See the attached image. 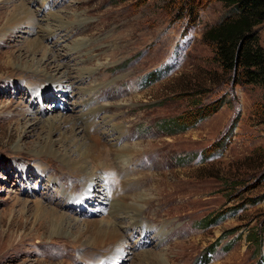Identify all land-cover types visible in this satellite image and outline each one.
<instances>
[{"label": "rangeland", "instance_id": "obj_1", "mask_svg": "<svg viewBox=\"0 0 264 264\" xmlns=\"http://www.w3.org/2000/svg\"><path fill=\"white\" fill-rule=\"evenodd\" d=\"M55 1L0 0V251L22 242L16 254H0V264L96 262L88 253L97 249L81 256L85 238L78 237L87 223L107 226L110 206L100 210L78 200L83 182L73 176L80 172L37 151L49 123L60 118L82 131L61 129L53 141L74 137L94 149L100 145L108 167L119 148L129 147L123 152L129 165H114L112 172L95 168L105 173L102 183L116 188L110 203H131L130 187L151 203L137 219L138 230L129 221L119 230L129 246L125 258L105 250L96 264H141L147 252L154 254L146 264H264V88L234 86L227 78L204 85L213 72L222 73L203 35L229 14L225 1L203 0L196 22L166 0ZM23 2L36 12V25L15 34L2 30ZM54 17L66 22L65 29L42 43L51 65L77 80L62 97L50 79L32 74L42 54L29 52ZM30 66L31 72L20 69ZM152 75L155 82L146 79ZM220 99L222 107L193 127L195 121L171 134L163 125L188 117L195 103ZM134 147L138 156L130 152ZM70 203L87 207L69 209ZM52 209L76 219L72 234L53 230L62 219L50 216Z\"/></svg>", "mask_w": 264, "mask_h": 264}, {"label": "bare ground", "instance_id": "obj_2", "mask_svg": "<svg viewBox=\"0 0 264 264\" xmlns=\"http://www.w3.org/2000/svg\"><path fill=\"white\" fill-rule=\"evenodd\" d=\"M12 1H15V0H9V2H12ZM55 2H56L55 0H52V3L55 4ZM47 3L49 4V3H51V1H47L45 4H47ZM23 4L25 5L24 2H23ZM23 4L17 5V8H15L16 9L15 13H13V15H11V18L8 19V22L5 24V26L3 27L2 30H4V31L9 30L11 33L15 34V33H18L20 30H23V28L26 26H28L30 28V27L36 25L37 19H35V20L33 19L34 13H36V12L35 11L33 12L26 5L24 7ZM53 22L54 23H49L47 25V28H46L47 33L45 35H43L41 38H37L35 40V42H31L32 44L29 43L30 44L29 52H33V53L35 52V53H41L42 54L41 62H43V63L36 61V63L39 64V66L37 69L33 68L34 71L32 74L35 77L36 76L37 77L44 76L45 79H50V83H53V86L55 87L54 92L59 93V95L56 94V96L60 97V95H61V97H62V95L66 94L65 92L67 91V89L74 87V84L77 83V80H76V78H73L71 75H66L65 71H63L61 69L60 65H58V64L57 65L56 64L51 65V62L53 61V59L51 57V51L46 46L43 45L42 41L45 40V38H49V39L56 38V36H57L56 34L60 33L61 32L60 30L65 29V23H66L65 21H63L62 18H59V17H54ZM34 32L35 31L33 29V30H30V32H25V34H31ZM62 34L63 33H61L60 36L55 40V42H53V46L60 43V39L63 37ZM30 68H31V66H30ZM20 69L23 72H25V71L31 72L33 70L32 68L29 69V68H25V67H21ZM53 69H54V71H53ZM61 71H63V72H61ZM51 72H54V74ZM69 82L70 83L72 82L71 85L69 84ZM49 125H50V127H49L48 136L44 139L43 142H41V144L39 146H37L38 153H40V154L48 153L53 158L60 161L61 165L64 166L65 168H68L70 170H76V172H78V173L80 172L76 176H73V177H76L77 180L81 179V181L83 182L82 187L79 186L82 189L80 191L81 195L80 194L76 195L78 200H81V202L87 201L88 203L86 202V205H92V206L96 207V209H100V210L103 209V207L105 205L107 207L110 206L109 210H110V215L112 217L113 222L110 221L111 223L110 222H108L109 224L106 223L107 226H101L102 225L101 223L100 224L96 223L95 226H90V224H92V223H87V227L85 228V230H83V232L80 233V237H78L79 239L85 238L82 241L83 243L80 244L78 251L79 250H80V252L82 251L81 256H84L88 249H97L96 254L88 253V257L95 258L94 260H96V262L100 257H103V254H100L99 252L102 251V253H104L105 250L110 252V249H111V254L115 258L116 257L118 258L119 256H123V259H124L125 258L124 254L126 253V250L129 248V246H128V244H126L125 239L119 230H121L122 227H124L123 223L126 221H129V224H127L128 226L134 222V224L132 226L133 231L138 230V228H140V226L142 224L139 221H137V219L140 216L144 215L143 214L144 208L150 207L151 203L146 202L148 199L144 195L143 191H139V190L137 191L135 187H130V192H131L130 193V201H131V203L126 202V200H124V198L121 199L120 202L118 201L117 203H115V202L110 203L109 199L112 196V194L115 192L116 188L110 187V185H108V183L107 184L102 183L103 180H105V177H104L105 173H102L100 175V170H101V168H103L102 169V172H103V170L105 168H107L108 172H112L111 167L114 169V167H113L114 165H119V166H122L124 164H125V166L129 165L131 163V162H129V157L126 156L127 154L126 155L123 154V152H125L129 147L125 146V147L119 148V151H118V153H116L115 157L113 159H109V162H110L109 164L111 165V167H108V165L105 164L106 161H103V158H101L103 155V151H105V150L100 145H98V147L94 149V147H92L88 141H85V139H83L84 140L83 142L79 141L80 143H78L74 139V137H71L70 139L62 138L57 142L53 141L51 136L55 132H60L61 129H63V131H64V129L69 128L74 134L82 131V128L80 130V128L77 126V124H74V122L73 123L70 122L69 118H60V119H58V122H56V123L51 122V123H49ZM31 127H32V125H31ZM17 131H18V129L15 131V133ZM13 132H14V130H13ZM14 135H15L14 133H11L12 137ZM69 137H70V135H69ZM81 141H82V139H81ZM138 145L139 144H137L136 146H138ZM135 149L136 148L134 147L130 152L133 155L136 154V156H138L139 153H137L135 151ZM132 154H131V156H132ZM131 160H132V158H131ZM96 167H99L100 170L99 171L95 170ZM127 169L126 168L122 169V172L124 174H126V176L129 175V171ZM70 175L72 176V174H70ZM65 176H67V175H65ZM65 176L63 175L64 178H65ZM139 181H141V180H139ZM139 181L136 184V186L138 184H140ZM99 183H102V184L98 185ZM76 187L75 188L78 189V186H76ZM112 189H113V191H112ZM111 191H112V194L109 195V193H111ZM133 193H135V195ZM103 196L106 197V201L104 200V198H102ZM168 197H171V196H168ZM100 199H102L104 201L102 202ZM86 205H84V203H82V206H78L76 204L70 203L69 209H72L73 206L77 207V209L79 207L85 209V207H87ZM67 206H68V203H67ZM62 208H64V207H62ZM81 210L82 209H80V211ZM103 211H105V210H103ZM105 212L108 213L107 211H105ZM50 216H52L54 218L62 219L61 222L60 221L58 222L60 229H53V230H57L59 234L65 235V236L72 234L73 226H74L73 222H75V223L77 222L75 218L68 217L69 216L68 214H65V215L58 214V212L54 209H52ZM117 219H119V221H117ZM87 222H89V221H87ZM157 223H159V222H156V224ZM153 228L155 229V226ZM157 228H159V226H157ZM157 234H159V233H157ZM143 235L146 236V234H143ZM156 235H155V237H156ZM157 237H160V235ZM167 237L169 238V234L167 235ZM161 240H163V239H161ZM21 243L22 242L18 243L17 245L6 246V248H4L0 251V254L4 255V254H8L9 252H13V254H16L20 249L19 246L21 245ZM181 245H182V242H176L175 243V247H177V248L181 247ZM122 253H123V255H122ZM153 254L154 253L151 254L150 252L144 253L143 254L144 256H142L141 259H139V260H141V264H146L148 261L147 255L153 256ZM155 255H158V254L155 253ZM61 257H63V256L61 255ZM128 259H130V258H128ZM130 260H132V259H130ZM163 260L167 261V258L161 257L160 262L161 261L164 262ZM96 262H94V264H96ZM90 263H91V261H90ZM109 263L110 262H107L106 264H109ZM59 264H64V263L62 262ZM101 264H103V263H101ZM111 264H116V263L111 262Z\"/></svg>", "mask_w": 264, "mask_h": 264}, {"label": "trees", "instance_id": "obj_3", "mask_svg": "<svg viewBox=\"0 0 264 264\" xmlns=\"http://www.w3.org/2000/svg\"><path fill=\"white\" fill-rule=\"evenodd\" d=\"M224 1L230 9L229 14L217 24L209 26L203 35L205 43L212 48L213 62L222 73L219 76L213 72V78L204 85L209 87V84H215L218 80V83H221L227 78V81H231L234 86L258 85L264 88V41H261V31H264V0ZM166 2L172 9L178 6V11L182 14L185 12L190 14L194 22L198 20V9L203 5V0H166ZM156 78L152 75L146 79L155 82ZM200 93L201 91L197 90L195 95ZM223 103L222 99L206 106L195 103V109L188 117L183 113L163 125L167 130L173 129V132L169 133H178L181 128L187 127L194 121L195 123L190 127L197 125L201 119L222 107ZM181 125L182 127L179 128Z\"/></svg>", "mask_w": 264, "mask_h": 264}]
</instances>
